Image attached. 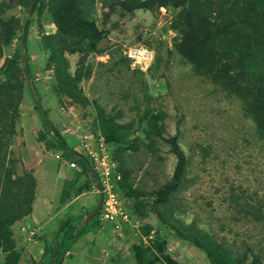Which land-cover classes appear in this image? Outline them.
Here are the masks:
<instances>
[{
	"label": "rangeland",
	"instance_id": "374dc122",
	"mask_svg": "<svg viewBox=\"0 0 264 264\" xmlns=\"http://www.w3.org/2000/svg\"><path fill=\"white\" fill-rule=\"evenodd\" d=\"M35 1L0 0V102L6 103H0V211L20 215L11 227L13 251H0V264H53L56 237L65 242L72 226L89 233L102 224L99 214L85 222L81 216L82 226L76 220L60 231L78 218L76 205L67 207L78 189L63 205L52 196L55 218L47 227L31 217L39 182L48 197L61 175L74 179L80 172L61 142L85 156V136L94 147L106 140L122 176L117 193L135 211L131 224L115 229L111 255L97 251L99 264L131 258L138 239L150 250V264H171L167 257L213 264L175 237L178 230L199 239L214 260H264V7L249 0H38L30 18ZM72 18H78L74 33H105L96 49L59 32L57 22ZM142 48L153 56L146 64L128 56ZM39 99L59 133H48L56 148L39 141L45 130ZM174 136L187 166L182 185L160 200L178 162L163 138ZM89 177L85 191L95 187ZM157 232L170 233L165 245L156 244ZM79 239L64 260L75 256L70 250Z\"/></svg>",
	"mask_w": 264,
	"mask_h": 264
},
{
	"label": "trees",
	"instance_id": "16d2710c",
	"mask_svg": "<svg viewBox=\"0 0 264 264\" xmlns=\"http://www.w3.org/2000/svg\"><path fill=\"white\" fill-rule=\"evenodd\" d=\"M37 1L38 0H36L33 3V6L30 10V18H31V15L33 14V12L35 10V6L37 4ZM249 2H250V5H258V6L264 7V0H249ZM30 18L27 21V24L25 25V29H24L25 47L27 46L26 36L29 33L30 22H31ZM77 21H78V18H72L69 21L64 22L63 25H60V22L58 21L57 26H58L59 32L68 38H75V39H79L81 41L82 40H89L90 46L92 47V49H96L97 43L103 39V37L105 36V33L102 31H98V30L94 31V32H87L84 34L74 33L72 31V27L77 23ZM22 61H23V66H24V72L26 74V79L28 81L32 80L31 68L29 65L28 56L25 55L22 58ZM22 89H23V86L21 84V85H19V90H18L19 94L18 95H20ZM32 90L35 91V88L33 87ZM257 95H258V93H257ZM258 99L259 98L257 97L256 101ZM0 103L6 105V103H3V102H0ZM262 104H264V103H262ZM38 110L40 111V117L42 118V120L45 124V130L41 131L39 134V141L44 142L45 145L47 146V148H49V149L56 148L57 147L56 141L51 142L49 140L48 133L49 132H56L58 135H59V133L57 132L53 123L48 119V115L45 112V110L42 109V107L40 105V99L38 100ZM155 117H157V116H155ZM153 129H154V131H157L158 135H162L161 129L158 127L156 122H154V124H153ZM163 140L171 145L172 152L176 155L178 162H177V166H176V169L174 172L173 179L170 182H168L167 184H165L164 187L158 192L160 200L165 199L171 192L177 191L178 188L182 185L183 178L185 175L186 166H187V156H186L185 152L182 150L181 146L179 145L178 138L176 136H174V137H170V138H163ZM60 147H61V150H63V154L65 156H67V158L70 161H76L78 166H79V169H80V172L76 173V177L72 181H68L62 190L61 198H60V204L63 205V204H66L67 201L71 198V195H72L74 190L78 189V192H82V190H83L82 188H77L79 179H80L82 174H86V175L90 174L91 177L96 178L97 173L95 171L94 165L84 155H82V154L80 155L78 153L73 152L72 150L69 149V147L64 142H61ZM31 187L33 189L36 187V181L34 179H32ZM32 194L34 197V191L32 192ZM128 208L131 211L132 215L135 214V211H133L132 208H130V207H128ZM31 211H32V209L29 208L27 213L30 214ZM97 214L100 215V211ZM19 217H20V215L7 214V213L0 211V251H3V252L5 251V253H7L9 250L11 252L13 251L15 241L13 238V231H12L11 227L19 219ZM73 221H75V220L72 219V221H71L69 219L66 222L62 223V225L60 226V231L64 230L65 226L67 224L73 222ZM85 232H86V228H84V227L79 228L76 225V226H72L70 228V230L66 233L65 242H57L58 238L56 237L54 239L52 247H49V251L52 252L53 264H63L65 251L70 249L72 242H75L80 237H82L85 234ZM165 233L162 234L161 232H157L156 244H158L160 246L165 245V240H166L165 236L170 234L169 232H165ZM175 237H177L179 240L188 241L193 246L197 247L199 250L206 253L208 256L207 258L212 260L213 264H227L226 261L214 260V255L211 252V250H208L206 245L203 244L196 237L183 235L182 232H180L179 230H178L177 234L175 235ZM68 241L71 242V244L69 243L66 245V242H68ZM163 241H164V243H163ZM62 246L64 248V252H61ZM130 250H131V254L134 257L137 264H147L148 263L147 260H145V259L147 257V252H149L150 250L147 249L146 245L143 242V239H141V240L138 239L137 241H135L131 245ZM218 251H219L220 255H228V254H226L227 252L225 253V251L222 248H218ZM166 259L171 264H177L176 260H174L172 257H167ZM148 264H150V263H148ZM230 264H244V260L239 259L238 261H236L234 259H231ZM252 264H264V260H262V258L259 256H255L254 260L252 261Z\"/></svg>",
	"mask_w": 264,
	"mask_h": 264
},
{
	"label": "crops",
	"instance_id": "0c3cea01",
	"mask_svg": "<svg viewBox=\"0 0 264 264\" xmlns=\"http://www.w3.org/2000/svg\"><path fill=\"white\" fill-rule=\"evenodd\" d=\"M89 176L90 174L89 175L82 174L79 179L77 188H82L84 186V182L88 179ZM93 178L94 177H92V179ZM72 180L73 178H70V176L67 174L64 175L63 177L61 175V177L58 180L59 181L58 185H56V187L54 185L49 187L50 193L48 194V197H47V192L45 195L41 194V191H40L41 184L39 182L38 193H37V197L35 200V204H34L31 217H33V219H36V221L39 222V224H41L42 226L50 225L52 219L55 218L54 216L55 213L53 212V205L55 204L53 202V199H58L59 200L58 204H60L62 190L65 184L68 181H72ZM92 184H93V187L95 186L94 190L92 191L82 190V193L75 196L72 201H68L69 203H67V207H69L70 204H75L76 208H78L77 209L78 211L75 213V216L78 218H75V221L77 220L78 222H80V226H82L81 224H84L87 217L93 212L92 210H93L94 204H96L97 201L98 202L100 201V194L97 191V177L94 178ZM52 196L54 197L53 199H52ZM81 216H84L83 217L84 222L79 221L80 219L82 220ZM101 223L103 225L101 224L97 226L96 224L93 230L90 229L91 231H89V233H85L79 239L78 243L73 245V247L70 250V253L75 256H73V258L64 260L63 264H99L101 263V260L103 259V256L101 258L96 254L99 249L105 252L104 257L105 256L108 257L111 255V252L107 251V249L111 250V247L115 243L114 241L115 228H114L113 223L111 222L103 221ZM127 233H129L128 230H127ZM94 242H96V244H94ZM88 243H90L89 245H91V249L93 248V251L90 250L89 254L88 252L84 251L86 250L84 249L85 244H88ZM133 262H134V257L131 256V258L127 260L125 259L123 263L116 262L115 264H135V262L134 263ZM104 263L106 264V260Z\"/></svg>",
	"mask_w": 264,
	"mask_h": 264
},
{
	"label": "built area",
	"instance_id": "2783aa9c",
	"mask_svg": "<svg viewBox=\"0 0 264 264\" xmlns=\"http://www.w3.org/2000/svg\"><path fill=\"white\" fill-rule=\"evenodd\" d=\"M128 56L139 64H146L153 59L151 52L144 48L131 49ZM83 142L88 152L85 157L94 165L97 173V191L103 198L99 220L111 222L116 230H123L133 222V215L117 193L118 183L122 180L117 162L109 154L108 144L104 138H98L95 147L89 143L88 136H85ZM57 158H62L61 154H58ZM70 167L79 169L76 161H71Z\"/></svg>",
	"mask_w": 264,
	"mask_h": 264
},
{
	"label": "water",
	"instance_id": "95a60500",
	"mask_svg": "<svg viewBox=\"0 0 264 264\" xmlns=\"http://www.w3.org/2000/svg\"><path fill=\"white\" fill-rule=\"evenodd\" d=\"M28 12H30V9ZM22 44H23V46H25V34L23 35ZM102 204H103V198H102V196H100V201H99L97 207L87 217L86 221H90L93 217H95L97 215V213L101 210Z\"/></svg>",
	"mask_w": 264,
	"mask_h": 264
}]
</instances>
